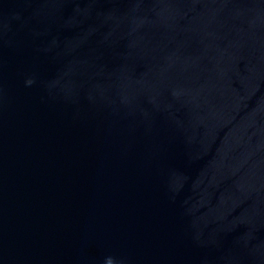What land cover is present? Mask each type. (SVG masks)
Returning <instances> with one entry per match:
<instances>
[{"label": "water", "instance_id": "1", "mask_svg": "<svg viewBox=\"0 0 264 264\" xmlns=\"http://www.w3.org/2000/svg\"><path fill=\"white\" fill-rule=\"evenodd\" d=\"M0 264H264V0H0Z\"/></svg>", "mask_w": 264, "mask_h": 264}]
</instances>
